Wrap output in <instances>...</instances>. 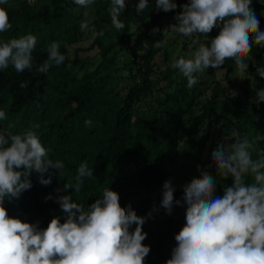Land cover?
<instances>
[{
	"label": "clouds",
	"instance_id": "obj_1",
	"mask_svg": "<svg viewBox=\"0 0 264 264\" xmlns=\"http://www.w3.org/2000/svg\"><path fill=\"white\" fill-rule=\"evenodd\" d=\"M68 2L78 10L91 8L96 0ZM8 3L9 0H0V5ZM129 3L132 0H110L111 25L118 32L126 27L120 16ZM252 3L253 0H188L178 5L176 0H155L157 12L181 9L173 17L176 23L163 29L164 37L178 34L193 44L199 36L210 41L190 51L189 58H173L171 67L186 80L187 89L195 88L202 77L207 78L210 68L219 77L233 67L235 77L249 80V62L264 79V66H257L251 54L254 45L264 49V32L259 30ZM133 7L139 15L148 9L149 0H138ZM83 16L80 30L91 31L93 40L103 37L104 31H97L88 19L89 12L84 11ZM12 27L8 12L0 7V33ZM214 29L219 30L218 35L209 39ZM160 31L154 27L150 34ZM37 43L32 34L0 41V70L11 66L18 74L31 71ZM164 43L153 46L160 48ZM60 47L58 41L47 46V60L36 67L37 72L47 73L53 65L65 62L67 57ZM142 48L147 50V41L142 42ZM20 87L26 88L27 83L22 82ZM260 103H264V89H255V104ZM7 119V113L0 110V121ZM84 124L91 127L92 121L85 120ZM39 128L34 124L20 133L0 130V264H145L151 252V247L143 243L148 235L143 231L146 217L138 216L131 204L122 207L119 193L111 188H105L102 197L87 208L74 202L71 194L46 196L45 201L54 200L65 214L63 223L60 216H54L46 228L40 227L39 220L29 223L9 216L5 203L19 201L33 188V174L44 186L52 184L56 173L58 177L64 175L63 161L50 158L52 149L42 143L36 131ZM228 136L235 137V142L227 146L220 142L211 154L212 164L208 167H215V176L198 165L199 177L182 185V200L175 199L176 188L170 179L163 183L160 206L166 213L171 215L174 205L185 207V224L174 237L176 246L166 264H264V151H259L255 159L250 151L264 136L241 138L235 128ZM216 176L231 179V186H222V196L217 195ZM85 178H94V169L87 161L76 169L74 183L66 182L55 191L74 189L78 195ZM151 215L149 212L148 217Z\"/></svg>",
	"mask_w": 264,
	"mask_h": 264
},
{
	"label": "trees",
	"instance_id": "obj_2",
	"mask_svg": "<svg viewBox=\"0 0 264 264\" xmlns=\"http://www.w3.org/2000/svg\"><path fill=\"white\" fill-rule=\"evenodd\" d=\"M178 5L188 0H176ZM132 0L131 7L124 13L128 17L121 19L126 27L116 33V41L127 32V23L144 25L147 50L136 46L140 53L138 59V79L132 83L125 98L118 102L108 77H101L98 69L84 74L80 79L71 76L68 65L82 68V62L68 59L60 66L53 65L47 73H39L36 67L47 60V46L52 41L60 42V52L67 57L66 47L80 42L83 32L80 30L78 17L67 10L76 7L68 0H50L47 8L29 6L26 0H18L15 6L5 7L9 21L13 25L7 33H0V41L32 34L38 43L33 52L34 67L31 71L18 74L10 66L0 70V110H4L8 119L0 121V130L20 133L34 124L40 134L42 143L52 149L50 158L63 161L64 175H53L52 184L41 185L36 174L31 177L33 188L23 193L19 201L5 203L8 214L24 222L40 221V227L46 228L54 216H60L63 223L64 213L54 200L45 201L52 195L71 194L74 202L85 208L102 197L105 188L118 192L122 207L131 204L138 216L146 217L143 231L147 238L143 241L151 247L145 264H166L176 246L174 239L184 226L179 219L176 207L171 215L164 217L153 211L152 195L162 191L166 180L176 182L181 173H198L197 166L210 171L215 176V167L209 168L212 160H203L204 143L199 137L198 129L209 116L214 124L221 125L226 135L233 128L240 132L241 138L250 140L258 135L264 136V103L255 104V94L231 83L228 72L224 75L228 87L221 88V102L207 104L199 115L189 114L192 101L182 83H175L170 95H166L161 104L149 113L137 114L133 105L139 95L151 91V63L155 48L151 30L159 27L161 20L175 16L181 9L164 13L155 10V0H149V7L137 14ZM110 0H96L91 7L95 26L102 29L111 25L108 7ZM251 7L256 12L253 1ZM257 14V13H256ZM257 17L260 27L264 29V16ZM214 29L209 39L218 35ZM144 41V42H145ZM100 50L101 63L98 68L109 66L107 55L110 48L104 49L96 40ZM260 51L253 46L252 56ZM231 61H226L231 65ZM249 77L259 87H264L261 79L249 64ZM22 82L27 83L21 88ZM235 94H234V93ZM258 117V119H255ZM85 120H91V127H85ZM223 121V124H221ZM8 125H12L11 128ZM235 142V137L228 136L227 144ZM253 159L259 151H264V140L257 141L250 150ZM87 161L94 169V178H85L84 186L77 195L74 189L57 193L64 183H74L76 169L81 162ZM55 172V170H50ZM47 177V174L45 175ZM218 183L217 195H223L222 186H231V179L215 177ZM149 212L152 213L148 217ZM134 228V226H133Z\"/></svg>",
	"mask_w": 264,
	"mask_h": 264
},
{
	"label": "rangeland",
	"instance_id": "obj_3",
	"mask_svg": "<svg viewBox=\"0 0 264 264\" xmlns=\"http://www.w3.org/2000/svg\"><path fill=\"white\" fill-rule=\"evenodd\" d=\"M50 0H26V4L29 6H36L47 8L48 2ZM256 5V13L259 16H264V0H253ZM18 0H9L5 7H13L16 5ZM131 4H128L127 8H130ZM67 10L74 13L78 17V22L80 23L85 19L83 16L84 11L89 12L88 19L95 25V18L92 16L91 8L83 9L77 6L74 8H69ZM109 14V12H108ZM110 15V14H109ZM127 13H123L120 19L127 18ZM174 16L164 17L159 25L161 29L160 32L153 35L155 43L165 41L164 45L160 48H155L153 55V60L151 63V75L150 80L152 82V89L144 95H139L133 105V111L137 114H147L150 111L156 109L163 101L166 95H170L173 91L175 83H182L185 90L187 91L192 104L189 109V114L199 115L200 110L207 104L216 105L220 103L221 93L220 89L228 87L225 84L224 74L217 77L214 69H208L207 78L202 77L200 83L196 85L195 88L189 90L186 87V80L182 78L178 70L171 67L173 58H179L184 56L189 58L188 54L190 51L194 52L201 43H209L205 37L199 36L197 43L193 44L191 40L182 39L178 34H169L164 37L163 29L169 24L176 23L173 19ZM147 23L143 22L141 24H133L131 22L127 23V32L123 37H121L120 43L116 41L117 31L112 27V25L103 26L101 30L104 31L103 37H97L92 39L91 31H83V37L80 42L69 45L66 47L67 59L69 61L76 59V61L82 62V68L76 69L71 65H68L69 72L75 79H80L84 74H89L98 69L101 77H108L111 80L112 87L116 94V99L118 102L122 101L128 89L131 87L132 83L135 82L138 77L136 71L138 68V59L140 53L136 51V46L141 45L145 41V30L144 25ZM97 31H101L95 26ZM260 31L264 32L262 27L259 28ZM96 40L102 45L104 49L110 48L109 54L106 56L109 62V66H103L98 68L101 63L100 50L98 46L95 45ZM253 58L257 66H264V49L257 51ZM253 71L256 73V67L253 66L252 62H249ZM234 68H231L229 76L231 83L240 88L246 89L249 92L255 94V89H264V87H259L250 78L245 80H239L233 75ZM125 73H127L125 75ZM207 122V125H206ZM198 134L202 142L204 143V153L203 160H212V151L216 148L217 144L223 142L227 146V135L225 130L222 129L221 125L214 124L210 117L208 116L203 124L198 129ZM193 177H199L198 173H181L176 182L173 183L176 191L174 197L177 200H182L183 189L182 185L191 181ZM162 199V191L152 195V201L154 208L158 215L164 217L168 215L166 211L160 206ZM176 211L178 213L181 223L185 224V207L176 206ZM173 207V208H174Z\"/></svg>",
	"mask_w": 264,
	"mask_h": 264
}]
</instances>
